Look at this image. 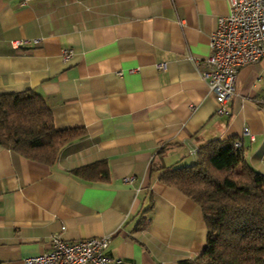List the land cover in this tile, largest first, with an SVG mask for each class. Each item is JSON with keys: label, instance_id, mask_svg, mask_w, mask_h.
<instances>
[{"label": "crops", "instance_id": "crops-1", "mask_svg": "<svg viewBox=\"0 0 264 264\" xmlns=\"http://www.w3.org/2000/svg\"><path fill=\"white\" fill-rule=\"evenodd\" d=\"M229 14L230 0H0V94L35 91L58 129L87 133L53 164L0 146V264H25L56 234L109 235L121 264L205 251L201 206L161 175L195 164L216 139L242 141L264 174V58L239 68L228 114L205 76L210 37ZM102 160L107 180L75 172Z\"/></svg>", "mask_w": 264, "mask_h": 264}, {"label": "trees", "instance_id": "trees-1", "mask_svg": "<svg viewBox=\"0 0 264 264\" xmlns=\"http://www.w3.org/2000/svg\"><path fill=\"white\" fill-rule=\"evenodd\" d=\"M86 134L84 128L58 129L35 91L0 94V146L53 164L64 147ZM75 172L84 179L110 176L105 160ZM161 180L201 206L208 229L205 251L176 264H264V174L250 166L235 139L208 142L195 164L167 169Z\"/></svg>", "mask_w": 264, "mask_h": 264}, {"label": "built area", "instance_id": "built-area-1", "mask_svg": "<svg viewBox=\"0 0 264 264\" xmlns=\"http://www.w3.org/2000/svg\"><path fill=\"white\" fill-rule=\"evenodd\" d=\"M39 41L16 39L12 44L20 48ZM210 47L206 63L212 70L205 76L219 104L218 112L228 114L227 105L236 94L239 68L264 58V0H230V14L219 18L218 27L210 37ZM73 53V49H65L64 60H69ZM244 134H250L248 128ZM236 146L242 147V141L238 140ZM110 242L109 235L68 241L56 234L49 251L27 257L25 264H121L122 259L108 252Z\"/></svg>", "mask_w": 264, "mask_h": 264}]
</instances>
